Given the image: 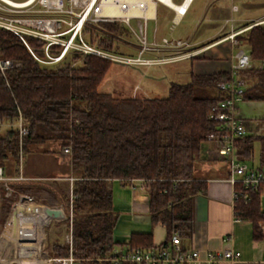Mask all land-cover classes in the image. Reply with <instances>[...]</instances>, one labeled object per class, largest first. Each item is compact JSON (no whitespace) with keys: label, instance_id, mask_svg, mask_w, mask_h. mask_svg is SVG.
<instances>
[{"label":"trees","instance_id":"1","mask_svg":"<svg viewBox=\"0 0 264 264\" xmlns=\"http://www.w3.org/2000/svg\"><path fill=\"white\" fill-rule=\"evenodd\" d=\"M82 33L88 42L105 49H115L130 35L117 21L87 22ZM237 38V46L248 50L254 61L264 59V24L252 26ZM28 43L36 52L43 45L34 38H28ZM0 58L19 63L4 74L0 71V118L13 120L18 111L22 114L29 130L22 139L23 156L31 150L64 154L63 149L70 148L66 156L74 180L61 199L68 207L71 243L54 244L55 256H72L82 264H114L113 179L127 185L130 179L143 178L148 185L150 223L161 225L166 232L158 246L153 244L151 232H133L126 243L128 248L168 247L174 232L181 240L190 237L192 199L206 191V180L196 173L197 165L208 159L204 151L206 136L218 125L209 112L225 97L217 83L228 79V71L190 72L188 82H171L164 97L143 93L116 96L99 90L112 63L107 59L71 54L57 63L42 64L17 36L2 28ZM240 75L248 84L243 99L264 101V69L252 67L240 71ZM46 142L56 146L44 148ZM256 143L263 166L264 120L255 131L236 140L238 158L248 161ZM19 150L16 129L0 127V166L12 161L17 171ZM236 189L239 191L238 186ZM17 191L40 193L26 186H18ZM261 194L260 190H251L247 197L235 198L233 205L236 218L251 223L254 239L262 237L258 225L264 221ZM49 195L46 202L56 205L58 199ZM16 197L17 192L4 198V221Z\"/></svg>","mask_w":264,"mask_h":264},{"label":"built area","instance_id":"2","mask_svg":"<svg viewBox=\"0 0 264 264\" xmlns=\"http://www.w3.org/2000/svg\"><path fill=\"white\" fill-rule=\"evenodd\" d=\"M172 0H0V28L17 36L31 55L42 64H54L63 57L71 54L80 56L93 55L123 65H153L168 63L190 58L200 54L204 49L187 50L190 43L185 39L164 38L161 40L150 37L148 23L156 19L157 4L171 7L174 11L171 28L185 15L192 0H181L176 8L168 3ZM232 11L237 10L234 4ZM102 21L121 22L135 39L136 55H122L115 49L98 47L86 40L82 33L85 23ZM133 22V24L131 23ZM233 19L225 20L230 24V32L222 40H231L238 44L236 36L249 26L240 29L233 28ZM264 20L254 23H263ZM253 24V25H254ZM28 38L42 41L39 52L33 50ZM236 47H238L236 45ZM145 53H155L157 56H144ZM256 64V65H255ZM19 63L11 59L0 58V71L18 66ZM256 67L264 69V59L254 62L248 50L239 47L236 54H231L229 77L219 81L217 88L225 97L214 103L209 117L217 122V130L206 136L205 154L210 159L224 162L228 166V179L233 186V198L239 195L247 197L251 190H260L264 194V165H253L241 160L236 154L235 142L247 133L242 119L238 116V105L248 87L246 79L240 71ZM1 128H15L19 140L18 169L21 172L23 152L22 139L28 133L25 120L18 111L13 120L0 118ZM70 152L69 147L63 149ZM3 178L0 166V179ZM128 186L134 189L147 190L148 185L143 178H133ZM237 186L239 191H237ZM32 199L22 196L12 206L7 218L0 229V254L20 224L27 218ZM7 242V243H4ZM71 243V233L66 239ZM112 262L114 264H217L223 259L235 260L240 256L238 251L230 247L222 250L205 251L201 256L196 248L184 249L176 232L170 237V245L160 249L119 248L113 249ZM74 258L69 256L68 262ZM56 263L64 264V260Z\"/></svg>","mask_w":264,"mask_h":264},{"label":"crops","instance_id":"3","mask_svg":"<svg viewBox=\"0 0 264 264\" xmlns=\"http://www.w3.org/2000/svg\"><path fill=\"white\" fill-rule=\"evenodd\" d=\"M190 5L180 20L186 16ZM164 6L173 12L170 19L172 24L174 11L171 7ZM208 9L212 17L222 15L224 22L221 28L219 27V33L204 35L203 32H199V34L193 33L180 37L173 34L175 26L171 28V24H165L162 31H159L157 13L156 19L152 21L150 37L153 36L157 40L164 38L185 39L190 43L187 50L204 49L200 54L190 57L193 73H210L219 70L228 71L229 69L231 54L225 58L227 54L223 52V56L222 50L229 48L230 41L222 39L230 32V26L227 31L223 30L227 26L225 20L230 17L224 15L225 13L217 0H212ZM233 28L236 29L234 25ZM221 33L223 34L221 35ZM247 101L249 100H243L239 105H245ZM239 105L238 116L248 130L250 126L246 122L250 119H246L242 114V107L239 108ZM262 120L264 117L259 120L256 129ZM40 148L41 146H39ZM257 152V161H254L252 155L248 160L250 164L260 165L259 145ZM27 154L25 166H23V156L21 172L19 169L15 170L12 161H8L5 167L1 166L3 178L0 179V229L4 222L2 202L5 197L16 192V200L22 196L32 199L30 210L37 213L50 211V221L43 226L26 218L16 232L9 250L0 258V264H58L56 262L60 259L65 261L64 264H82L76 259L69 263V256L57 257L52 251L54 244L67 243L66 239L70 232V221L67 220L69 217L67 203L61 199L67 188L70 189L74 180L68 158L66 156L68 165H64L61 170V158L56 156V152L34 150ZM61 154L66 155V153ZM196 173L206 180V191L205 194H197L192 199V232L189 238L180 239L181 246L184 249L196 248L200 251L201 256L205 255V251L222 250L227 247L240 253V256L235 260L223 259L217 264H264V221L258 223L262 237L254 239L251 223L236 218L233 208L234 189L228 179L227 164L215 159H204L198 163ZM18 186L34 187L40 190V193L24 194L17 191ZM110 186L112 207L116 214L113 238L117 242L112 250L125 248L129 236L133 232H151L153 244L160 245L166 238V232L161 225H151L150 223L146 208L148 205L147 190H132L128 184L122 185L118 179L111 180ZM49 193L54 194L58 199L54 206L46 202V199L50 198ZM118 233H122L123 236L119 237Z\"/></svg>","mask_w":264,"mask_h":264},{"label":"rangeland","instance_id":"4","mask_svg":"<svg viewBox=\"0 0 264 264\" xmlns=\"http://www.w3.org/2000/svg\"><path fill=\"white\" fill-rule=\"evenodd\" d=\"M173 3L179 4L181 0H172ZM212 0H194L189 8L186 16L180 20L174 27L173 34L183 37L185 35L191 34H216L219 33V27L221 28L223 24L222 15L219 17H212L208 9L209 4ZM217 2L222 7L224 15L231 17L233 19L232 24L236 29H240L245 23L252 21L249 24L250 29L252 26L257 25L254 23L264 20V0H217ZM231 4L237 6L236 11H232ZM173 12L167 9L164 5L157 4V25L159 31L166 26L171 24V17ZM133 24V22H131ZM152 21L148 23V34L150 35L152 29ZM166 24V25H165ZM254 24V25H253ZM259 24H264L259 23ZM228 26V27H227ZM225 31L228 30L230 24L227 23ZM246 29L245 31H247ZM242 32V33H245ZM223 33H221L222 35ZM237 38V36H236ZM120 40L115 47V51L122 55H136L135 39L130 34ZM238 39V38H237ZM128 41L129 43L123 42ZM229 48L222 49V54H227L225 58L229 57L230 54H236L239 47L238 44L232 43L229 40ZM232 47V48H231ZM195 48V47H194ZM224 52V53H223ZM144 56H157L155 53H145ZM209 60L211 58H208ZM213 60V59H211ZM191 58H186L178 61L160 63L153 65H123L119 63L112 62L103 81L99 85L100 91L110 92L116 96H139V93H143L147 97H164L167 95L168 86L171 82L175 83H186L189 81L190 72H192ZM256 62V61H254ZM256 65V64H255ZM226 66V65H225ZM227 67V66H226ZM245 104V103H244ZM242 109L241 112L244 114L246 119H250L246 122L249 125L248 133L253 132L256 129V125L260 119L264 117V101L262 100H249L245 105H239ZM242 116V115H241ZM251 121V122H249ZM247 129V128H246ZM44 148L53 149L56 145L50 142H46L42 145ZM53 147V148H52ZM43 148V149H44ZM31 150L30 152H32ZM258 143L254 145V161H257L258 155ZM56 156L61 158V170H63L64 165H68L66 155H62L56 152ZM28 154L24 155L23 166L26 164V159ZM17 201V200H16ZM32 203V202H31ZM260 207L264 210V194L260 195ZM148 210V205H147ZM31 209V204L29 206V211ZM22 223L20 224V226ZM19 226V228H20ZM16 230V232L19 230ZM120 230L119 228L117 229ZM16 232L13 234L15 236ZM14 236L10 239L9 243L2 250L0 258L3 257L9 250L10 245L13 242ZM119 237H122V233H118ZM7 243V242H4Z\"/></svg>","mask_w":264,"mask_h":264},{"label":"water","instance_id":"5","mask_svg":"<svg viewBox=\"0 0 264 264\" xmlns=\"http://www.w3.org/2000/svg\"><path fill=\"white\" fill-rule=\"evenodd\" d=\"M27 218L35 223H39L45 226L50 221V211H45L43 213H37L34 210H30L28 212Z\"/></svg>","mask_w":264,"mask_h":264},{"label":"bare ground","instance_id":"6","mask_svg":"<svg viewBox=\"0 0 264 264\" xmlns=\"http://www.w3.org/2000/svg\"><path fill=\"white\" fill-rule=\"evenodd\" d=\"M168 3L176 8H179V6H176L174 3H172L171 1H168Z\"/></svg>","mask_w":264,"mask_h":264}]
</instances>
